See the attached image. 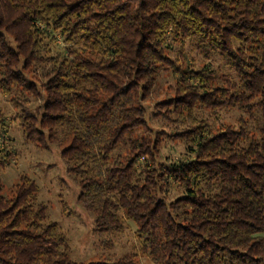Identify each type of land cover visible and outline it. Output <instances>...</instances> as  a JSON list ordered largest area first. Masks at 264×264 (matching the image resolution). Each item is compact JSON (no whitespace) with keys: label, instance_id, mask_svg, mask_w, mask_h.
<instances>
[{"label":"trees","instance_id":"1","mask_svg":"<svg viewBox=\"0 0 264 264\" xmlns=\"http://www.w3.org/2000/svg\"><path fill=\"white\" fill-rule=\"evenodd\" d=\"M168 71L155 116L186 154L160 165L144 104ZM0 93L27 141L62 148L102 248L136 227L89 264H264V0H0ZM0 264H83L28 176L0 180Z\"/></svg>","mask_w":264,"mask_h":264},{"label":"rangeland","instance_id":"2","mask_svg":"<svg viewBox=\"0 0 264 264\" xmlns=\"http://www.w3.org/2000/svg\"><path fill=\"white\" fill-rule=\"evenodd\" d=\"M193 58V54L188 52ZM196 62L200 58L194 56ZM176 75L172 71L164 72L144 106L153 140H160L157 164L166 165L184 157L186 146L182 140L174 136L172 122L162 116H155L159 111L157 104L174 95ZM29 112H41L42 101L31 98ZM0 111L7 117L5 131L0 134V150L9 153L7 165L0 171V180L6 194L17 185L22 176H28L39 186V200L48 205V216L57 222L70 241L72 256L83 264L102 260H117L131 250L135 243L136 227L131 223V230L115 239L114 246L105 250L101 247L98 237L94 234V219L78 203L80 188L68 174V168L62 159V148L55 145L48 150L27 141L16 116L19 115L7 96L0 93ZM220 118L225 123H236L240 114L236 111L222 112ZM108 246V245H107ZM143 261V260H142ZM144 262V261H143ZM144 264H151L144 262Z\"/></svg>","mask_w":264,"mask_h":264}]
</instances>
